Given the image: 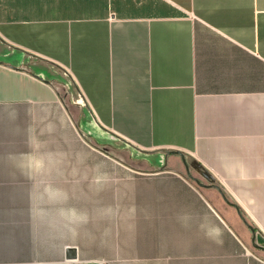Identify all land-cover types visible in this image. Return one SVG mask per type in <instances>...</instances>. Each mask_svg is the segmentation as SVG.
<instances>
[{"label":"crops","instance_id":"1","mask_svg":"<svg viewBox=\"0 0 264 264\" xmlns=\"http://www.w3.org/2000/svg\"><path fill=\"white\" fill-rule=\"evenodd\" d=\"M0 264H264V0H0Z\"/></svg>","mask_w":264,"mask_h":264},{"label":"water","instance_id":"2","mask_svg":"<svg viewBox=\"0 0 264 264\" xmlns=\"http://www.w3.org/2000/svg\"><path fill=\"white\" fill-rule=\"evenodd\" d=\"M168 154H178L179 157L181 159H183V156L180 154V153H172V152H169ZM195 182L198 184V181L195 180ZM252 244H253V247L256 248V249H260V247H258L256 244H255V239H253L252 241ZM66 260L68 259H74L75 258V251L73 249H68L67 253H66V256H65Z\"/></svg>","mask_w":264,"mask_h":264},{"label":"clouds","instance_id":"3","mask_svg":"<svg viewBox=\"0 0 264 264\" xmlns=\"http://www.w3.org/2000/svg\"><path fill=\"white\" fill-rule=\"evenodd\" d=\"M206 234L209 235L210 237H219L221 235V231L218 227H213L209 229Z\"/></svg>","mask_w":264,"mask_h":264}]
</instances>
